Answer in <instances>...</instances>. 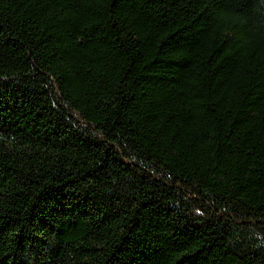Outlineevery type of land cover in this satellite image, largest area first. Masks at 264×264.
<instances>
[{
    "label": "trees",
    "instance_id": "trees-1",
    "mask_svg": "<svg viewBox=\"0 0 264 264\" xmlns=\"http://www.w3.org/2000/svg\"><path fill=\"white\" fill-rule=\"evenodd\" d=\"M0 264H264V0H0Z\"/></svg>",
    "mask_w": 264,
    "mask_h": 264
}]
</instances>
